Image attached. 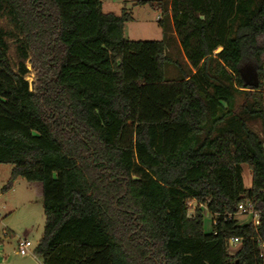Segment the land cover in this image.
I'll return each instance as SVG.
<instances>
[{
    "label": "trees",
    "instance_id": "obj_1",
    "mask_svg": "<svg viewBox=\"0 0 264 264\" xmlns=\"http://www.w3.org/2000/svg\"><path fill=\"white\" fill-rule=\"evenodd\" d=\"M134 5L160 13L163 40L125 39L131 14L104 13L101 0H0L2 190L22 178L40 195L34 254L41 264H264V143L249 127H264V0ZM168 29L192 73L166 55ZM167 65L180 80H165ZM246 202L258 224L236 218Z\"/></svg>",
    "mask_w": 264,
    "mask_h": 264
},
{
    "label": "rangeland",
    "instance_id": "obj_2",
    "mask_svg": "<svg viewBox=\"0 0 264 264\" xmlns=\"http://www.w3.org/2000/svg\"><path fill=\"white\" fill-rule=\"evenodd\" d=\"M168 3L169 0H161ZM102 11L104 13H113L119 15L122 10L130 13L132 21L124 26V38L130 41H161L164 39L163 30L158 24L160 13L152 10L148 6H135V0H101ZM0 26L8 29L4 22H0ZM171 29L165 39V52L168 57L178 61L182 65V70L192 73V70L186 65L181 49L172 36ZM9 58L13 68L17 64L18 56L16 46L13 39H8ZM259 46L264 45V35L257 38ZM218 52V51H217ZM216 52V53H217ZM264 63V54L261 57ZM185 63V64H184ZM31 69V66H28ZM15 69V68H14ZM178 69L172 65H167L165 69V80L178 81L181 79ZM242 100L237 99L240 105ZM249 127L256 132L264 143V127L260 123H251ZM242 180L245 189H249L251 185V172L246 165H242ZM11 172V166L0 165V252L4 264H11L17 255V244L20 240H28L31 247L28 248V256H30L37 246L44 225V215L41 205V197L37 193L35 186L27 183L22 178H17L12 188L3 191ZM197 208L195 202H191L188 210V216H192ZM236 218L240 223L248 222L249 215L236 214ZM211 230V216L208 212L203 215V231L205 233ZM240 244V243H239ZM239 244L231 247V254L238 248ZM41 264V260H38Z\"/></svg>",
    "mask_w": 264,
    "mask_h": 264
},
{
    "label": "built area",
    "instance_id": "obj_3",
    "mask_svg": "<svg viewBox=\"0 0 264 264\" xmlns=\"http://www.w3.org/2000/svg\"><path fill=\"white\" fill-rule=\"evenodd\" d=\"M238 214L241 215H251L254 217L255 224H258V218H257V212L253 210L251 203L246 202L245 204H240L238 206ZM240 241L236 239L229 240V248L236 246V244H239ZM31 247V243L28 240H20L17 244V255L21 259H25L30 257L35 262L38 263L39 258L34 254V252L28 256V248Z\"/></svg>",
    "mask_w": 264,
    "mask_h": 264
},
{
    "label": "water",
    "instance_id": "obj_4",
    "mask_svg": "<svg viewBox=\"0 0 264 264\" xmlns=\"http://www.w3.org/2000/svg\"><path fill=\"white\" fill-rule=\"evenodd\" d=\"M11 264H37V262L30 257L21 259L18 256H15Z\"/></svg>",
    "mask_w": 264,
    "mask_h": 264
},
{
    "label": "crops",
    "instance_id": "obj_5",
    "mask_svg": "<svg viewBox=\"0 0 264 264\" xmlns=\"http://www.w3.org/2000/svg\"><path fill=\"white\" fill-rule=\"evenodd\" d=\"M0 264H4L2 257H1V252H0Z\"/></svg>",
    "mask_w": 264,
    "mask_h": 264
}]
</instances>
